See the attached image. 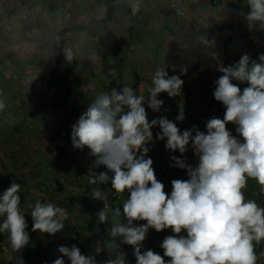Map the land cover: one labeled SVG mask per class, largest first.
<instances>
[{
	"label": "clouds",
	"instance_id": "obj_1",
	"mask_svg": "<svg viewBox=\"0 0 264 264\" xmlns=\"http://www.w3.org/2000/svg\"><path fill=\"white\" fill-rule=\"evenodd\" d=\"M110 6L115 16L135 17L146 5L144 0H111ZM108 7L101 0L96 5L98 17H104ZM173 7L177 16L184 15L182 7L175 4ZM247 7L250 11L241 14L249 31H264V0H247ZM199 26L208 24L198 21L197 31ZM60 32L58 25L50 34V49L60 46L65 62L71 64L77 58V51L73 45L61 43ZM196 40L205 48L215 44L206 34L197 35ZM179 71L183 75L187 67L181 65ZM217 71L222 75L214 81L213 96L226 110L223 119L206 121V133L195 126L181 133L176 123L166 117L149 122L143 106L145 96L137 95L127 85L100 92L89 103L72 125L71 142L81 151L87 147L95 157L87 176L89 184L95 186L90 196L104 202L103 209L97 213V225L111 220L107 230L110 239L104 245L97 242L95 255L88 256L75 245L60 246L58 251L62 256L53 264H65L63 257L70 264H97L96 256L104 251L108 252L104 264H127L125 254L115 243L117 238L133 247L136 264H257L259 256H264V251L259 255L256 252V246L264 242V207L246 199L244 194L249 179L255 180L264 191V54L255 60L244 54L228 66L218 62ZM233 80L248 86L241 90ZM151 85L147 89L148 107L159 112L164 101L158 95H179L183 80L177 75L169 76L161 67L152 74ZM6 99L0 91V113L9 106ZM178 119H183L182 112ZM228 123L236 125L243 142L227 130ZM155 126L161 129L156 138H166L167 150L184 154L191 142L199 160L193 168L184 160L171 157L175 166L187 169L189 179L173 180L170 194L157 180L153 160L145 158L149 151L146 145L152 141L151 129ZM100 166L108 172H96L95 168ZM109 182L112 191L129 193L122 212L118 206L108 207L109 193L99 187ZM21 189L22 185L13 181L0 195V216L5 217L0 223V233L8 234L14 252H20L30 239L25 230V215L19 208ZM29 207L33 232L54 235L63 230L64 208L39 200ZM122 216L126 223L122 222ZM134 221L146 223L137 226ZM149 229L157 232L171 229L176 234L162 241L163 256L151 249L142 251ZM164 257L169 259L165 261ZM19 264L23 261L19 260Z\"/></svg>",
	"mask_w": 264,
	"mask_h": 264
},
{
	"label": "crops",
	"instance_id": "obj_2",
	"mask_svg": "<svg viewBox=\"0 0 264 264\" xmlns=\"http://www.w3.org/2000/svg\"><path fill=\"white\" fill-rule=\"evenodd\" d=\"M20 1L36 7H43L48 3L57 6L76 3V7H80L88 0H10V7L16 8ZM2 2L3 0H0V24L4 21L1 20L3 16L10 10V7L5 8L8 2L5 5ZM193 11L202 15L208 24L204 27L208 38L212 39V35L217 36L214 39V49L217 53L228 51L236 53L231 59V65L238 62L244 54H248L253 60L264 54V31H249L241 14L250 11L247 0H216L215 6L205 1L194 7ZM85 12L86 10L80 12V15ZM170 13L173 25L171 19H167V22L162 13L155 11L152 23L148 26L136 27L138 33L143 35L142 41L136 43L142 50V54L140 53L136 60L117 55V51L124 49V42L112 46L107 43L105 49L108 50L109 58L103 59L107 69L105 67V71L100 72L95 70L92 74L95 80L90 81L93 83L91 85L83 86L75 80L78 83L76 92L69 93L67 87L65 89V84L58 86L56 91L50 88L51 84L47 81L46 85L45 82H41L37 91L31 96L20 95L15 89L16 75L7 68L8 65L14 66L15 61L11 58L3 60L0 57V91L4 93L7 98L6 103L9 105L0 113V195L13 181L22 185L19 193L21 201L19 208L25 215L27 222L25 230L30 238L28 245L20 252H14L8 234L0 233V239L7 247L0 256V264H19V260H22L23 264H30L32 258L44 259L47 264H53L56 258L62 256L58 251L60 246L75 245L83 255L86 256L88 253L95 255L97 242L104 245L110 239L107 230L111 227V220L97 225V213L102 209L99 200L90 196L95 186L89 184L87 176L93 167L95 157L89 154L90 150L87 147L81 151L69 144L72 125L100 92L110 91L112 88L121 89L124 85L132 87L137 95L145 96L143 106L149 122L166 117L176 123L181 133L192 129L193 126L206 133L204 115L215 108L225 107L210 93V87L215 85L214 81L220 75L213 70L205 47L195 43L194 32L185 30L183 23L171 10ZM13 47L14 45L10 43L4 45V49H0V56L2 52H7L11 57ZM129 47H133V44H129ZM145 51L148 53L146 54ZM181 65L187 67V72L183 75L179 71ZM161 67L165 68L169 76H180L183 85L180 94L175 97L160 93L157 98L164 103L159 112H156L148 107L147 89L152 86V74ZM237 84L241 88L248 86L247 83L239 81ZM35 94L43 97L40 105L33 102ZM68 106L71 109H68ZM181 112L183 119H178ZM226 128H229V124ZM151 131L153 137L146 145L149 151L145 158L153 160L152 167L156 178L164 184L165 191L168 183L175 179L187 180L189 176L180 175V168L175 166V162L171 159L172 156L182 159V154H172L166 149V138L165 140L156 138L157 133L161 132L159 126L153 127ZM86 155L88 158L85 157ZM198 163L199 160L195 165L198 166ZM162 167L164 175L160 176L157 172ZM95 171L108 172L104 166L95 168ZM108 174L112 175L111 172ZM99 187L109 193L110 209L117 207L116 199L111 196L115 192L111 190V183ZM41 192L44 194L43 203H53L66 210V216L62 218L65 226L58 232V238L65 239L62 244L55 243V237L51 234L32 231L33 220L30 215L32 208L29 205L34 206ZM120 194L124 198L129 196L127 192ZM244 194L246 199H253L259 206L264 207V191L255 180H248ZM120 209L122 212L123 208ZM108 215L111 219V212ZM4 218L0 216V223ZM121 220L126 223L123 216ZM133 223L139 226L146 221ZM166 231L176 235L171 229L161 232L149 229L146 239L142 242V251L151 249L163 256L164 250L160 245ZM181 235L186 236V232H182ZM115 243L125 254L127 264H136L133 247L122 244L120 238H117ZM261 251H264V242L256 246L258 255ZM107 257V251L101 252L96 256L97 264H104ZM63 259L65 264H70L67 257ZM164 259L167 261L169 258L164 257Z\"/></svg>",
	"mask_w": 264,
	"mask_h": 264
},
{
	"label": "rangeland",
	"instance_id": "obj_3",
	"mask_svg": "<svg viewBox=\"0 0 264 264\" xmlns=\"http://www.w3.org/2000/svg\"><path fill=\"white\" fill-rule=\"evenodd\" d=\"M9 1L3 0L2 4ZM100 2L88 0L80 7H76V3L60 6L48 3L36 7L20 1L16 8L7 3L5 8L10 7V10L1 19L4 21L0 24V49H4L3 46L8 43L14 47L11 57L7 52H2L0 57L15 61L14 66L8 65L7 68L16 75L15 89L20 95L31 96L41 82L46 85L47 81L51 84L50 88L56 91L58 86L65 84L66 89L75 80L83 86L91 85L93 83L90 81L95 80L92 77L95 70L100 72L105 71V67L107 69L103 60L109 58L105 49L107 43L112 46L113 40L124 42V49L117 51V55L136 60L142 52L136 43L143 39L136 27L152 23L155 11L162 13L165 21L172 20L165 0H144L146 6L135 17L113 15L111 0H103L109 4L108 11L104 17H98L96 5ZM58 25L61 26V43L71 44L77 51V58L71 64L65 62L60 46L50 49L49 36ZM129 44H133V47H129ZM86 45L91 46V53L84 51Z\"/></svg>",
	"mask_w": 264,
	"mask_h": 264
},
{
	"label": "built area",
	"instance_id": "obj_4",
	"mask_svg": "<svg viewBox=\"0 0 264 264\" xmlns=\"http://www.w3.org/2000/svg\"><path fill=\"white\" fill-rule=\"evenodd\" d=\"M165 1H166L168 8L175 14L176 18L183 23L184 29L187 31H193L194 32L195 43H198V41L196 40V36L200 35V34H206V32L204 31V26H199V31H197L198 21H203L205 24H206V21L202 15H200L199 13L196 14L193 11V8L199 6L200 4H202L205 1H208L210 3V5L215 6L216 0H165ZM173 4H175L177 7H182V10L184 12L183 16H177L176 15V9L173 7ZM211 38L216 39L217 36L212 35ZM205 51H206V55L210 59V64H211L213 70L215 72H217L220 76L222 75V73L217 71L218 62L222 63L224 66L231 65L230 64L231 59L233 58V55L236 54L233 51L217 53L214 49V46H212L210 48H205ZM232 82L234 84H237V81H235V80H233ZM215 87H216V85H212L210 87V93L212 95H213V91H214ZM241 90H243V88H241ZM42 99H43V97L40 94H35L33 96V102L37 105H40V102ZM67 108L71 109L70 106H68ZM225 110H226L225 107L215 108V109L209 111L208 113H206L204 115V120L207 121L211 118L223 119ZM75 120H77V119H75ZM228 124H229V128L227 130H229L232 133V135L235 136L238 140H241V142H243L242 137H240L239 134L236 132V125H234L232 123H228ZM69 144H72L71 137L69 139ZM171 152H172V154H176V155L181 154L178 150H176L175 152H173V151H171ZM182 156H183L182 160H184L188 165H191L193 168L196 167L195 164H196V161L198 160V157L195 154V152L191 146V142L187 146V151L184 154H182ZM85 157L88 158V155H86ZM179 173H180V175L183 176V175L187 174V170L180 168ZM157 174L160 176H163L164 175V168L162 167L161 169H159ZM171 191H172V184L168 183L166 185L165 192L170 194ZM111 196L116 199L118 206L123 208L122 204H123L124 200L127 198H124L120 193H116V192H114ZM43 199H44V194H43V192H41L39 194L37 200H39L41 203H43ZM99 202H100L101 209H103L104 202H102V201H99ZM106 203H107L108 207L110 208L111 203H110V197L109 196H108V200L106 201ZM170 235H172V233L170 231H166L164 233V237L170 236ZM53 236L55 237V243L62 244L65 242L64 238H58V232L55 233ZM6 248H7L6 244L0 239V256L6 251ZM88 255H94V254L88 253L86 256H88ZM30 264H47V263L44 259L37 260L36 258H32L30 260ZM257 264H264V256H259Z\"/></svg>",
	"mask_w": 264,
	"mask_h": 264
},
{
	"label": "trees",
	"instance_id": "obj_5",
	"mask_svg": "<svg viewBox=\"0 0 264 264\" xmlns=\"http://www.w3.org/2000/svg\"><path fill=\"white\" fill-rule=\"evenodd\" d=\"M111 10L113 11L112 8H111ZM112 42H113V44H116V43H117L116 40H113ZM100 50H102V49H100ZM84 51H85L86 53H91V52H92V48H91V46L86 45ZM70 84H71V83H70ZM77 87H78V83H76V82L74 81L71 85H68V86H67V91H68L69 93H71V92H76V91H77Z\"/></svg>",
	"mask_w": 264,
	"mask_h": 264
}]
</instances>
